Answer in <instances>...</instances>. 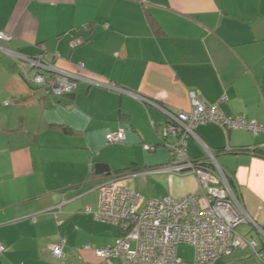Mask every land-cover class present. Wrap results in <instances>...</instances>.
Returning a JSON list of instances; mask_svg holds the SVG:
<instances>
[{
  "label": "crops",
  "instance_id": "1",
  "mask_svg": "<svg viewBox=\"0 0 264 264\" xmlns=\"http://www.w3.org/2000/svg\"><path fill=\"white\" fill-rule=\"evenodd\" d=\"M1 33L11 39L0 38V264H124L93 251L112 245L120 228L86 212L99 208L101 181L122 169L145 174V199L196 191L192 174L145 172L169 163L170 150L160 139L167 116L141 98L189 111L197 92L227 116L264 123V0H0ZM42 46L48 59L60 54L53 64L86 78L73 94H50L23 77L15 57ZM118 129L134 161L111 173L102 152ZM196 134L234 175L257 226L237 231L264 251V134L215 123ZM144 144L155 147L147 160ZM187 153L207 158L195 137ZM97 164L110 172L98 174ZM60 242L64 255L55 258L51 246ZM224 263L264 259L237 248Z\"/></svg>",
  "mask_w": 264,
  "mask_h": 264
},
{
  "label": "built area",
  "instance_id": "2",
  "mask_svg": "<svg viewBox=\"0 0 264 264\" xmlns=\"http://www.w3.org/2000/svg\"><path fill=\"white\" fill-rule=\"evenodd\" d=\"M0 38L11 39L5 33H1ZM41 49L42 52L36 56L15 57L23 77L56 96L73 93L78 81L86 78L46 61V47L42 46ZM54 56L56 60L60 58L59 53ZM79 66L86 68L84 64ZM38 69L44 70L45 74H39ZM90 81L118 89L114 83ZM141 99L157 106L169 120L163 126L162 135L171 139L166 143L170 150V162L153 171L192 174L197 179L198 187L179 199H145L139 192L125 186L126 178L135 173H116L103 179L99 185L98 210L87 207L86 212L93 214L96 220L118 226L121 235L112 245L93 249L95 254L104 260L119 257L124 264H215L219 258L230 256L237 248L251 247L261 260L264 259V251L256 248V242L237 231L241 224H256L244 209L238 191L232 189L228 172L220 167L210 147L196 134L199 125L216 123L225 130L245 129L258 135L264 134V123L248 120L241 115L227 116L218 103H211L197 92L190 93L189 111H172L147 98ZM189 137L198 139L212 163L211 167L198 166L196 160L189 157ZM125 139L124 129L107 134V142L111 144L123 143ZM144 148L151 151L155 147L144 144ZM182 244L193 247V262L180 256L179 247ZM85 249L92 250L90 245H86ZM5 250L6 246L0 243V254ZM51 250L55 258H62L64 243L52 244Z\"/></svg>",
  "mask_w": 264,
  "mask_h": 264
},
{
  "label": "rangeland",
  "instance_id": "3",
  "mask_svg": "<svg viewBox=\"0 0 264 264\" xmlns=\"http://www.w3.org/2000/svg\"><path fill=\"white\" fill-rule=\"evenodd\" d=\"M80 81V80H79ZM163 132V127L160 132V139L163 138L162 135ZM126 144V143H125ZM123 143L120 144H111L109 143L108 145L105 146V152H102V157H107L110 162L109 164L111 165V173H115L117 169H122L125 167H128L133 161H134V156H132V153H129L126 148H124ZM166 151V149L164 150ZM141 152V151H140ZM144 154V160L149 159V155L154 154L152 151H146L142 152ZM142 173H135L132 175H129V177L126 178L125 180V186L127 189L135 192H139L140 194L144 195L145 197H150L149 196V182L148 178H145V174L141 175ZM144 179V181L140 180ZM244 226L240 225L237 229L238 231H242ZM254 234H256V231H253ZM243 235V234H242ZM257 237V235H254ZM118 238V237H117ZM249 240L254 241L255 239L247 237ZM179 254L180 256L185 259L188 262H193L194 260V249L190 245H185L182 244L179 247ZM231 256V255H230ZM230 256H224L221 257L220 260L218 259L215 264H226L224 263V259L228 260Z\"/></svg>",
  "mask_w": 264,
  "mask_h": 264
},
{
  "label": "trees",
  "instance_id": "4",
  "mask_svg": "<svg viewBox=\"0 0 264 264\" xmlns=\"http://www.w3.org/2000/svg\"><path fill=\"white\" fill-rule=\"evenodd\" d=\"M47 48H46V53H47ZM46 53H45V55H44V59H46V61H48V62H50V63H54V59H55V54L57 53V52H54L53 54H52V59H48L47 58V56H46ZM36 56V55H35ZM20 66V65H19ZM37 72L39 73V74H42V75H44L45 74V72H44V70H42V69H38L37 70ZM30 83H32V82H30ZM34 84V83H33ZM39 86V85H38ZM40 87H42V86H40ZM44 88V87H43ZM76 91V90H75ZM74 91V92H75ZM48 92V91H47ZM73 92V93H74ZM49 93V92H48ZM73 93H71V94H73ZM65 95H68V94H65ZM70 95V94H69ZM63 96V95H62ZM154 102V101H153ZM156 104H157V102H156ZM161 105V104H160ZM169 120H168V117H167V122H168ZM166 122V123H167ZM165 123V124H166ZM216 124V123H215ZM106 138H107V136H106ZM171 141V139H168V138H165L164 136H163V138L161 139V144L162 145H166V143H169ZM155 149V148H154ZM236 151H239L238 149H235ZM148 151V150H147ZM152 151V150H151ZM195 163L198 165V166H203V167H211L212 166V163H211V161L209 160V158H208V156H207V158H205V159H199V160H196L195 161ZM164 165V164H163ZM159 166H161V165H159ZM159 166H156V167H159ZM132 167V166H131ZM156 167H153V168H150V169H145V170H147V171H151V170H153V169H155ZM144 170V171H145ZM126 172H129V170H127V168L126 169H122L121 171H118V172H116V173H126ZM115 173V174H116ZM228 179H229V183H230V185H231V187H232V189L234 190V192H237L238 191V186H237V182H236V179H235V177H234V175L231 173V172H228Z\"/></svg>",
  "mask_w": 264,
  "mask_h": 264
},
{
  "label": "water",
  "instance_id": "5",
  "mask_svg": "<svg viewBox=\"0 0 264 264\" xmlns=\"http://www.w3.org/2000/svg\"><path fill=\"white\" fill-rule=\"evenodd\" d=\"M96 172L98 174L109 173L110 172V168L106 164H97Z\"/></svg>",
  "mask_w": 264,
  "mask_h": 264
},
{
  "label": "clouds",
  "instance_id": "6",
  "mask_svg": "<svg viewBox=\"0 0 264 264\" xmlns=\"http://www.w3.org/2000/svg\"><path fill=\"white\" fill-rule=\"evenodd\" d=\"M232 255V254H231Z\"/></svg>",
  "mask_w": 264,
  "mask_h": 264
}]
</instances>
